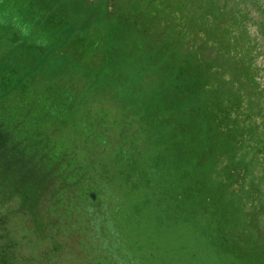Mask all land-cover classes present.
Masks as SVG:
<instances>
[{
	"label": "rangeland",
	"instance_id": "374dc122",
	"mask_svg": "<svg viewBox=\"0 0 264 264\" xmlns=\"http://www.w3.org/2000/svg\"><path fill=\"white\" fill-rule=\"evenodd\" d=\"M61 1L59 40L47 34L30 50L0 8V120L38 122L43 146L60 156L34 202L0 172L2 263L264 264L232 251L249 213L264 235L261 84L245 83L241 70L230 76L235 61L215 58L210 35L196 33L198 18L181 20L184 4L173 9L175 0ZM175 75L189 90L179 102L187 117L167 98ZM208 103L251 127L245 144L217 163L235 207L221 219L209 200L213 178L180 155L204 140L206 120L195 108ZM189 174L204 184L194 190L190 177L188 190Z\"/></svg>",
	"mask_w": 264,
	"mask_h": 264
},
{
	"label": "trees",
	"instance_id": "16d2710c",
	"mask_svg": "<svg viewBox=\"0 0 264 264\" xmlns=\"http://www.w3.org/2000/svg\"><path fill=\"white\" fill-rule=\"evenodd\" d=\"M82 39L84 40V38ZM71 45L73 44L71 43ZM100 46L104 47V42L101 45L98 44L96 48H91L89 54L92 55L93 53H98V51L102 52L104 49ZM71 48L75 49L74 46ZM80 52L79 50L75 51V53ZM106 57L107 56L100 57V59H105ZM87 61L89 65H94L92 62H94L95 59L89 57ZM178 80L177 75H175L172 80L174 84H169L170 97H167L169 101L173 102L174 107H182L183 94L189 92L187 87L180 86L176 83ZM166 81L168 82L169 79L161 80V89L159 90L162 91V97L167 93V89H163ZM202 81L203 80L198 77L194 85L199 87ZM166 86L167 85L164 87ZM262 90L264 89L260 91ZM237 107H239L238 103L234 104V108L237 109ZM229 108L230 107L216 108L212 103L198 105L197 108H195L196 118L206 120V127L203 130L204 140H197L195 146L190 145V147L194 148L193 152H188L187 148H183L180 152L183 158H187L193 162L194 167L205 171L209 177L213 178L215 195L214 200L210 197L209 200L211 203H215L220 219L227 216V214L233 216L235 214V207L230 204L228 208V193L230 196H232V193L227 188V184V187H224L225 182L220 178L223 168L220 169L221 171H217V163L220 162L222 159L221 157L224 158L225 156L234 154L239 146L242 147L247 139L248 131L251 129L250 125H234L235 121L234 118L230 116ZM179 114L183 117H187L188 111L184 110V107H182L179 110ZM237 117H240V114H238ZM37 126L38 122L35 121L34 123H32V121L28 123L18 121L6 123L0 120V172L6 173L7 184L13 188L12 190L15 189L14 193H16V195L18 194L23 201L29 199L33 202L35 201L36 197L43 190L44 174H46L44 179H50L56 171L54 166L60 159V156L53 152L51 148L48 147V144L47 147L43 146L40 135L41 125L39 129ZM58 171H61L57 172V176H60V179H63V181L68 180V171L62 170V168ZM227 171L229 172L230 169ZM226 176L227 182H231L229 179L230 173ZM190 177H192L193 184L189 183L191 180ZM217 179L219 180L217 181ZM187 183L188 190H191V185L194 190H197L200 188L199 184H204V181L200 175L191 176V174H189L187 176ZM225 193L227 195L224 198ZM222 199H225V204H221ZM248 215L251 222L250 224L245 223L244 226L242 225L243 227L239 231V239L236 243L234 241L236 245H234L232 251L237 256L249 259L250 262L256 263L259 260L264 261V235L262 231L256 227V223L259 219L258 214L251 212ZM226 218L230 219L229 217ZM258 234H260L259 237ZM2 256L3 255L0 257V264H3Z\"/></svg>",
	"mask_w": 264,
	"mask_h": 264
},
{
	"label": "water",
	"instance_id": "95a60500",
	"mask_svg": "<svg viewBox=\"0 0 264 264\" xmlns=\"http://www.w3.org/2000/svg\"><path fill=\"white\" fill-rule=\"evenodd\" d=\"M183 4L180 19L198 18L196 33L210 35L215 58L235 61L230 76L241 70L264 89V0H175L173 9Z\"/></svg>",
	"mask_w": 264,
	"mask_h": 264
},
{
	"label": "flooded vegetation",
	"instance_id": "af4514ba",
	"mask_svg": "<svg viewBox=\"0 0 264 264\" xmlns=\"http://www.w3.org/2000/svg\"><path fill=\"white\" fill-rule=\"evenodd\" d=\"M74 2L70 0L71 4ZM67 5L68 2H66L65 8ZM2 7H6L8 11L9 24L18 27L16 29L18 30L17 42H28L25 47L29 50L44 42L43 38L47 34L51 35V38L59 40L57 37L64 30L61 0H0V8Z\"/></svg>",
	"mask_w": 264,
	"mask_h": 264
}]
</instances>
